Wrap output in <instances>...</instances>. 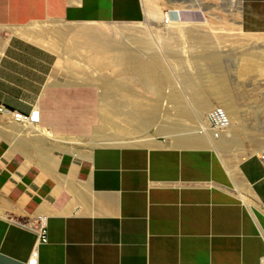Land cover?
Wrapping results in <instances>:
<instances>
[{"label":"crops","instance_id":"crops-1","mask_svg":"<svg viewBox=\"0 0 264 264\" xmlns=\"http://www.w3.org/2000/svg\"><path fill=\"white\" fill-rule=\"evenodd\" d=\"M241 1V31L264 35V0ZM184 9L170 14L199 22ZM139 22L148 23L143 0H0V103L41 114L34 127L0 115V264L27 263L40 215L39 264H263L264 155L225 162L214 148L165 137L89 143L81 102L158 99L167 87L148 72L166 53L191 59L182 71L196 78L195 47L187 57L152 45Z\"/></svg>","mask_w":264,"mask_h":264},{"label":"bare ground","instance_id":"bare-ground-1","mask_svg":"<svg viewBox=\"0 0 264 264\" xmlns=\"http://www.w3.org/2000/svg\"><path fill=\"white\" fill-rule=\"evenodd\" d=\"M143 2H144V6H145V11H146L148 23L145 22L147 24H143V22H139L138 23L139 24V27H138L139 30H143V28H145V30L151 31V37L152 38L150 40L151 41L150 43L152 45L153 44L162 45L163 47L164 46H167V47H177L178 46V47H181V49L185 50V54L187 53V50L191 49L192 47L197 48V53L195 55L197 58V73L195 74L196 78H195V80H193L191 78V76L188 75V73L186 74V73H183V71H182V69L185 68L187 65L191 66V62H190L191 59L185 60L184 63L182 64L179 61L180 58L177 59L178 61L176 60V58H174L175 53H173V54L169 53V56H167V53H166V57H169L168 60H166L167 62H165L163 65H159L158 67H156V69L153 70V72H148V73L153 74L152 80L155 81L156 83H158L157 85L163 84L165 86V88L167 87L166 88L167 90L166 91H164V90L159 91L158 90L157 95L159 96V98L156 99V102L153 105H147V104L143 103L142 101H140L139 99L136 100L133 98L132 99H126L125 98V100H123V101L117 100L116 98H115L116 100L105 101V99H107V98H105L104 99L105 102H103V104L101 105V108H100L101 109V119H102V122L104 123V127L99 128L98 131L95 132L97 134L96 137L95 136L94 137L97 139L98 138L99 139L109 138L110 135H108V133H106V131H105V129H109V128L111 129V131L113 129L118 134H130V133H135L139 129L147 128V127H150L151 125H153L155 123L160 122L161 124H163L160 127L161 131L164 132L166 139L171 140V143L173 145L214 147V148H217L218 150L222 151L223 153L229 154L230 156H234L235 151L237 149H239L242 145V141L240 139V136L242 134H244V135L249 136L250 141L254 142V145L257 146V149L259 148V149H261V151L263 150L262 155H264V118H260L257 115L258 111L253 110V112H249L248 110L247 111L244 110V108H247V109H250V108L258 109V108L257 107H251V106L248 107L247 105L243 104L245 101L241 102L242 100H246L248 98L247 97L245 99L246 95H248L246 93L247 91L244 92V91H240L239 89L234 88L235 86H233V83L229 79L230 75L228 73V70H226V68H224L226 65L223 66L224 63L222 64V60H223L222 54L218 50L213 49L214 48L213 46H215V45H219V47H220L221 44H224L223 43L224 41H221V40H224V38L226 37L223 35L224 36V38H223L222 35L221 36L217 35L218 31H221V32L222 31L223 32H225V31L226 32L227 31H231V32L232 31H234V32L239 31L242 34L244 33L243 31H241L242 29L240 28V26H242V25L239 26V23H240L239 17H240L241 11H237L238 13L234 14V16L236 17V19H235V25L237 24L236 28H235L234 24L233 25L231 24L234 28L233 27L232 28H227V27L225 28L223 26H222V28L221 27L216 28L213 26L214 21L211 22V20H208L204 24V27L201 28V27H199L200 25L198 26L196 22L191 23V21L184 22V21H180V20H171V22L169 24H165V20L167 18H170L169 9L165 8L164 4L162 5L160 3V0H143ZM197 2L199 3V0ZM241 2H242L241 0H238L239 5L241 4ZM176 4L174 6L175 11L178 12V11L182 10V5L179 6ZM211 7H212V5H211ZM228 9H229V7H228ZM232 12H236V11H233V9H232L230 13H232ZM209 14H210V12H209ZM224 14H225V12H224ZM212 15H217V14L211 13L210 16H212ZM212 17H214V16H212ZM231 17H232V15H231ZM214 19H215V17H214ZM233 19H234V17H233ZM233 21H232V23H233ZM110 25H112V24H110ZM140 26L142 27V29H140L141 28ZM195 26H197V28ZM118 27L120 28V30L122 28H124L122 26H118ZM105 29H106V27H105ZM117 29H116V31L119 30V29L118 30ZM122 31H123V29H122ZM99 32L100 31H98V33ZM119 32H121V31H119ZM210 32H212L213 34H211ZM108 33H110V31ZM99 34L102 35V33H99ZM119 34L121 35V33H119ZM145 34H147V33H145ZM127 35H129V34H127ZM143 35H144V33H143ZM225 35H227V34H225ZM248 35L249 34H246V36H248ZM117 36H116V38H118ZM236 36H235V38H236ZM243 36H245V35L243 34ZM249 36L255 37L256 35L250 34ZM259 36L262 37L261 35H259ZM120 37H121V39L122 38L127 39L128 42L130 41L131 43H134V44L135 43L136 44L146 43V42H144L143 38H141V37H140V39L134 38L135 40L127 38V37H122V36H120ZM107 38H110V37H107ZM107 38L103 37L104 40L102 41V43H104V47H105V44L109 43L106 40ZM111 38L113 39V37H111ZM118 39H120V38H118ZM229 39H230V37H229ZM116 41H118V40H116ZM125 41H123V42L125 43ZM255 41H257V40H255ZM261 41H262V39H261ZM239 42H242V41H239ZM115 43H117V42H115ZM147 43H149V40ZM151 44H149V45H151ZM237 44H239V43H237ZM107 45L109 46V44H107ZM119 45L121 46V44H119ZM84 46H86V45H84ZM120 46L117 47V48H119L118 51H120V52L124 51V48L121 49L122 51L120 50V48H121ZM86 47H90V46L87 45ZM95 48H96V46H95ZM107 49H109V47ZM102 50H103V48H102ZM126 50H128V49H126ZM241 51H243V50H241ZM247 51H250V50H247ZM188 53L186 55L184 54V56L189 55ZM131 54H133V53H131ZM122 55L123 54L120 53L119 57ZM124 55L125 56H123V57L125 58L127 55L125 53H124ZM128 55H129V53H128ZM162 57H164V56H162ZM187 57H189V56H187ZM118 59L120 60V58H118ZM116 60H117V58H116ZM122 60L123 59L121 58V62H122ZM126 60H124L125 62H123V63H126ZM242 61L244 63L242 65L240 64L241 66L237 71L239 78L247 77L250 74V71H252L256 68H259V69L263 68V66H261V64L263 62L260 64L255 58H253L251 56H245L244 58H242ZM119 63H116L118 65V67H120ZM139 63L140 62H138V64ZM159 63H160V61H159ZM109 64H110V62H109ZM122 64H120V65H122ZM132 65L134 66V64H131V65L129 64L127 66H132ZM110 66H112V63ZM137 68H139V67L137 66ZM190 68L191 67H189V70L192 69V68L191 69ZM129 71H131V70H129ZM211 71H212V75H211ZM133 72H135V70H133ZM262 72L263 71H261L260 74ZM137 74L138 73H136V75ZM149 78L151 79V77H149ZM174 83H178L179 87L177 88L176 87L177 85ZM151 84H153V83H151ZM147 85H148V83H147ZM154 87H155V85H154ZM118 89L120 90V88H118ZM160 89H162V88H160ZM185 89L188 91L187 93H185V91H184ZM241 89H242V87H241ZM250 93H251V91H250ZM119 94L120 95L122 94L121 91L119 92ZM212 94H213V97H212ZM126 95H128V94L126 93ZM116 97H118V96H116ZM249 97H252V96H249ZM113 98H114V96H113ZM213 98L216 100L215 102L212 101ZM258 104H260V103H258ZM259 106H261V104ZM262 107H264V105ZM217 108H221L224 111L225 116L227 117V119L229 121L228 129L220 134L219 139L214 138V131L212 129L210 120L208 118V116L211 113H213ZM259 113H261V112L259 111ZM262 113H261V116H262ZM136 121H139L138 125H135ZM245 138L247 139V137H245ZM127 140L128 139H126V141L121 140V142L118 140H117L118 141L117 142L115 140L116 142H108L105 144H117V145H130V144L134 145V144H136L137 145V143L140 142L139 140L134 141V139L132 141H127ZM144 142L145 141H143V143ZM257 154H259V153H257ZM240 156L238 155V156H236V158H238ZM247 156H243L242 158L235 160V161H240L241 159H243L244 157H247ZM232 162H233V159H232ZM228 165H230V163Z\"/></svg>","mask_w":264,"mask_h":264},{"label":"rangeland","instance_id":"rangeland-1","mask_svg":"<svg viewBox=\"0 0 264 264\" xmlns=\"http://www.w3.org/2000/svg\"><path fill=\"white\" fill-rule=\"evenodd\" d=\"M197 1L198 0H188L187 3L182 4L181 0L180 1L179 0H160V3L162 5L164 4L165 8H168L172 15L176 14V11L174 9V6L176 3H177L176 5H179V6L182 5V7H185V8L187 7L186 9H184L185 10L184 12H191V13L196 14V19L199 21L196 23H197V25L199 24L201 28L204 27V24L208 20H211V22L214 21L213 23L215 25L213 24V26L216 28H220V27L222 28V26L225 28L226 27L232 28L233 27L232 25L233 24L235 25L236 17L234 16V14H237L238 13L237 11H240V6H241V4L240 5L238 4V0H236V1L235 0H233V1L232 0H224V1L223 0H205V1L199 0V3ZM198 4L199 5L201 4V5L199 6ZM211 5H212V7H211ZM228 7L230 10L228 9ZM232 9H233V11H236V12L230 13ZM209 12H210V14L211 13L217 14V15H212L215 17V19H214V17L210 16ZM224 12H225V14H224ZM171 14H170V16H171ZM231 15H232V17H231ZM173 17H172V20H174ZM233 17H234V19H233ZM232 21H233V23H232ZM236 27H237V24L235 25V28ZM210 33L213 34L212 32H210ZM240 33L241 32H239V31H237V32L236 31L235 32L234 31H232V32L231 31H227V32L226 31L225 32L218 31L217 35H220V36L224 35L227 38L226 37L224 38V36H223L224 40H221V41H224L223 42L224 44H221L220 47H219V45H215V46H213L214 47L213 49L218 50L222 54V59H223L222 64L224 63L223 66L226 65L224 68H226V70H228V73L230 75L229 79L233 83V86H235L234 88L239 89L240 91H244V92L247 91L246 93L248 95H246L245 99L247 97L248 98L246 100H242L241 102L245 101L243 104L247 105L248 107L251 106V107H257L258 108V109L244 108V110L245 111L248 110L249 112H253V110L258 111L257 115L260 118H264V107H262L264 105V82H263L264 81V75H263L264 74V70H263L264 69V52H263L264 51V40H263L264 35H261L262 37H260L259 35H256L257 37L256 36L253 37V36H249L250 34L248 36H246V33H243L245 35V36H243V34L242 33L240 34ZM225 34H227V35H225ZM234 35L235 36L237 35L236 38ZM229 37H230V39H229ZM261 39H262V41H261ZM255 40H257V41H255ZM239 41H242V42H239ZM144 42H146V44H147L148 40H146V41L144 40ZM237 43H239V44H237ZM195 49H197V48H195ZM241 50H243V51H241ZM247 50H250V51H247ZM245 56H251V57L255 58L260 64L263 62L261 64V66H263V68L262 69L256 68V69L250 71V74L247 77L239 78L237 71L240 68V66L244 63L242 61V58H244ZM261 71H263V72L260 74ZM183 73H186V72H183ZM211 75H212V71H211ZM241 87H242V89H241ZM184 91H185V93L188 92L186 89ZM250 91H251V93H250ZM249 96H252L253 98L249 97ZM212 97H213V94H212ZM120 101H123V100H120ZM140 101H142L143 103H145L147 105H153L156 102V100H140ZM212 101L215 102L216 100L213 98ZM103 102H105V101L81 102L82 112L83 113L85 112L88 114V117H86V118L81 117V120L82 121L87 120L89 122V124L91 123L93 125L91 132L89 133V136H88V140H89L90 144H93V145L105 144L108 142H116L117 140L121 142V140L126 141V139H128L127 141H132L133 139H134V141L139 140L140 142L137 144H153V143H157V140H159L158 137H163V138L166 137L164 132H162L160 129V127L163 124L158 122V123L151 125L150 127L139 129L135 133H130V134H118L113 129H112V131L110 128L105 129L106 133H108V135H110L109 138H105V139L95 138L97 135L95 132H97L99 128L104 127V123L102 122L101 114H100V108H101V105L103 104ZM258 103H260L261 106H259L260 104H258ZM259 111L261 113L263 112L262 116H261V113H259ZM138 124H139V121H136L135 125H138ZM245 137H247V139ZM240 139L242 141V145H241L242 148L240 147L239 149H237L234 153V156H230L229 154L223 153L222 151L218 150L217 148H214V147H211V148H214L219 153V155L227 162H232V159H233V161H235V160L242 158L243 156H247V155L254 154V153L263 154L262 153L263 150L261 151V149H259V148L257 149V146L254 145V142L250 141V138L248 135L242 134L240 136ZM143 141H145V142L143 143ZM238 155L239 156L241 155V156L236 158V156H238Z\"/></svg>","mask_w":264,"mask_h":264},{"label":"built area","instance_id":"built-area-1","mask_svg":"<svg viewBox=\"0 0 264 264\" xmlns=\"http://www.w3.org/2000/svg\"><path fill=\"white\" fill-rule=\"evenodd\" d=\"M172 17L165 20V24H169ZM0 115L6 116L15 123L34 127L38 126L41 122V114L39 110L31 111L30 113H23L19 111L12 110L0 103ZM212 129L214 131V138L219 139L220 134L228 129L229 121L225 116L224 111L221 108H217L213 113L208 116ZM264 157V156H263ZM37 233V241L31 251L26 264H39L40 263V253L39 247L43 244L48 243V226L46 218L43 215L38 216L37 223L35 226ZM264 264V259H263Z\"/></svg>","mask_w":264,"mask_h":264},{"label":"water","instance_id":"water-1","mask_svg":"<svg viewBox=\"0 0 264 264\" xmlns=\"http://www.w3.org/2000/svg\"><path fill=\"white\" fill-rule=\"evenodd\" d=\"M164 141H165V143H166L167 146H172L173 145L171 143V140H169V139H165Z\"/></svg>","mask_w":264,"mask_h":264}]
</instances>
